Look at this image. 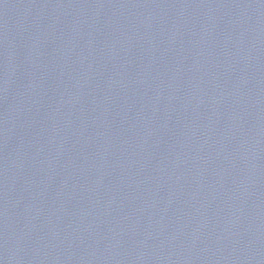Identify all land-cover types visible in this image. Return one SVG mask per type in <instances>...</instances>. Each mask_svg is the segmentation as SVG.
<instances>
[{
  "label": "water",
  "instance_id": "95a60500",
  "mask_svg": "<svg viewBox=\"0 0 264 264\" xmlns=\"http://www.w3.org/2000/svg\"><path fill=\"white\" fill-rule=\"evenodd\" d=\"M0 264H264V0H0Z\"/></svg>",
  "mask_w": 264,
  "mask_h": 264
}]
</instances>
